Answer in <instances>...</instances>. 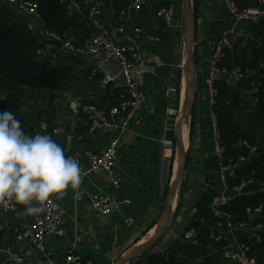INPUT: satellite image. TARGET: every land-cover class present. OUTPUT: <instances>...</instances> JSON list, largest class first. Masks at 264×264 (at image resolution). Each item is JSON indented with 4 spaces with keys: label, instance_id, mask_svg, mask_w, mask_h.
I'll use <instances>...</instances> for the list:
<instances>
[{
    "label": "crops",
    "instance_id": "obj_1",
    "mask_svg": "<svg viewBox=\"0 0 264 264\" xmlns=\"http://www.w3.org/2000/svg\"><path fill=\"white\" fill-rule=\"evenodd\" d=\"M171 2H175L176 9L173 25L167 26L159 12ZM192 7L195 16L196 84L191 114L181 124L187 154L185 174L175 199L174 218L163 235L141 256L143 264L147 263V256L156 253L167 258L169 254L173 255L181 264H190L199 256H220L214 244L200 249L191 248L184 238V232L191 227L188 226L195 220L199 210L209 206L212 198L221 191L219 161L214 152L205 81L209 73L208 59L216 37L231 28L234 19L225 9L224 0H197L196 6L195 0H192ZM102 22L112 33L119 26L133 33L138 50L153 70L142 78L146 102L129 129L123 132L118 147L115 171L121 179V186L115 188L112 178L99 171L83 176L79 189V194L87 190L112 192L124 200L122 211L102 215L87 198L77 201L72 190H67L59 198L65 210L67 235H50L45 241V259L54 264H63L70 253L93 259L97 264H114L120 256L134 251L160 227L168 192L178 172V148H166L165 140L172 138L177 142L185 103L184 0H147L141 10L124 14L116 8L105 9ZM241 25L249 26L252 32L264 26H252L246 21H242ZM58 54L73 57L68 63L70 70L76 61V85L66 92L68 94L76 88V97L71 99L94 103L105 110L118 103L124 86L116 63L107 60L103 54L74 56L63 53L59 48L52 50L49 57L55 60ZM242 58L238 49L234 48L226 52L222 64L229 68L238 65ZM107 72L117 75V82L105 85L102 79ZM173 84L178 85L181 92L166 97L165 89ZM237 85L230 86L236 88ZM73 112L75 115L65 119L66 123L62 126L69 138L68 150L79 153L88 149L101 150L107 143L109 133L90 134L85 113L81 109ZM22 208L20 205L17 213L9 215H5L0 208V243L11 244L19 250L34 248L21 235L34 215L22 214ZM130 214L134 215L135 222L128 227L125 219ZM77 236H81L80 242H75ZM203 248H207V255H203ZM0 264L14 263L0 254Z\"/></svg>",
    "mask_w": 264,
    "mask_h": 264
},
{
    "label": "built area",
    "instance_id": "obj_2",
    "mask_svg": "<svg viewBox=\"0 0 264 264\" xmlns=\"http://www.w3.org/2000/svg\"><path fill=\"white\" fill-rule=\"evenodd\" d=\"M21 15L28 19V28L38 34L40 41L45 47L38 50L41 56H48L56 47L63 53L74 56H92L103 54L104 57L118 65L122 77L124 91L120 94L119 101L108 110L100 108L94 103H81L76 99L69 100L71 109H81L88 120V132L90 134L108 132L109 137L106 145L101 150L88 149L82 153L67 150L66 156L78 159L83 176L103 171L112 178L115 188L121 186V179L116 176L115 167L118 159V147L122 134L129 129L131 122L138 116L146 102V93L142 87V78L153 67L146 63V60L138 50L134 34L127 31L123 26L116 28L114 33L110 32L102 22L103 7L100 0H87L88 19L95 31L91 38L83 45H75L71 40L63 41L54 32L45 26L39 10L38 2L35 0H6ZM252 1V0H251ZM245 0H224L225 9L234 19V25L226 29L216 37L213 51L208 59L209 73L205 81L206 102L211 121L214 152L219 161V174L221 191L215 195L210 204L209 210L214 222L211 223L205 218L201 223L207 232L203 234L202 229L191 226L184 232V238L192 245H199L205 236L210 244H215L226 239L227 244L219 250V259L229 264H264L256 255L250 253L254 241L263 240L262 231L264 222L255 220L262 213L263 204L258 207H246L249 221H234L233 212L228 209L231 202L242 194H249L258 188L264 193V180L251 174L249 177L241 176L240 169L245 162L256 153V147L250 146L246 141H241L250 148L247 156L226 157V149L222 144V135L219 130L218 117L215 105L219 97L217 83L225 79L227 83L236 84L239 80L249 76L250 70L240 66L226 68L222 62L227 51L236 46L246 47L250 40L255 38V33L249 26H242L241 22L246 21L252 26L264 23V0H255V4H245ZM147 3V0H130L127 6L121 10L124 14L129 11H139ZM78 7V6H77ZM76 8V7H75ZM176 9L175 2L160 9V17L167 26L173 25V17ZM135 32H137L135 30ZM52 41H59L61 46ZM118 76L107 72L102 81L110 84L117 82ZM257 91V87L253 88ZM178 85H169L164 94L166 97L179 94ZM59 122L48 120L40 121L33 131L36 133H48L52 139L60 132H65ZM168 149H175L177 144L172 138L165 140ZM240 176V177H239ZM251 188V189H248ZM87 198L92 207L102 215H110L122 211L124 200L118 198L110 191L87 190L79 194L77 201ZM1 211L5 215L17 213L20 205L12 202L0 203ZM44 211L34 218L30 225L25 228L21 235L28 239L34 248L26 247L22 250L16 249L11 244L0 243V254L14 264H54L45 259V241L50 235L64 237L67 235L65 225V210L60 200L55 196L51 197L43 205ZM135 218L130 214L125 219V224L133 226ZM237 232H239L237 234ZM229 235L231 239L229 240ZM81 236L75 238L80 242ZM36 249V250H35ZM200 249V248H199ZM204 258L199 256L190 264H201ZM63 264H97L93 259H84L81 255L70 253L66 256ZM127 264H143L141 257L134 258Z\"/></svg>",
    "mask_w": 264,
    "mask_h": 264
},
{
    "label": "trees",
    "instance_id": "obj_3",
    "mask_svg": "<svg viewBox=\"0 0 264 264\" xmlns=\"http://www.w3.org/2000/svg\"><path fill=\"white\" fill-rule=\"evenodd\" d=\"M35 1L38 2V10L46 28L63 41L71 40L75 45H83L94 34L95 29L88 19L87 0ZM100 1L104 13L105 9L122 10L130 0ZM245 4H255V0H245L243 5ZM253 32L255 38L246 47H235L243 56L237 64L251 72L249 76L239 80L238 85L235 84L236 88L230 86L225 79L218 81L219 97L215 111L226 157L236 159L249 154L250 148L240 144L241 141L255 146V155L244 163L239 170L240 175L249 177L253 174L264 180V26ZM44 47L45 44L40 41L38 34L28 28V19L17 12L8 1L0 0V91L7 94V99L0 101V111H13L20 119V112L27 103L43 102L45 99L52 103L59 96H65V92L70 89L69 64H63V59L53 60L49 55L41 56L38 50ZM180 75L181 73L178 74L179 79ZM254 87H257L256 92L253 91ZM52 112L56 113L54 108ZM252 189L255 191L238 196L229 205L228 209L233 212L234 221H249L246 207L254 208L263 204L262 213L255 220L264 222V193L254 186ZM202 218L214 222L209 206L201 208L188 227L201 228L205 234L207 229L201 223ZM262 236L263 240L254 241L250 251L260 262L264 261V230ZM208 244L210 241L204 236L199 245L188 246L198 249ZM145 261V264H181L173 255L169 254L167 258L160 253L147 256ZM201 264L229 263L217 257L206 256Z\"/></svg>",
    "mask_w": 264,
    "mask_h": 264
},
{
    "label": "clouds",
    "instance_id": "obj_4",
    "mask_svg": "<svg viewBox=\"0 0 264 264\" xmlns=\"http://www.w3.org/2000/svg\"><path fill=\"white\" fill-rule=\"evenodd\" d=\"M7 94L0 91V101ZM82 169L78 159L48 133L30 135L13 111H0V203L23 206L22 214L38 215L51 197L71 189L79 197Z\"/></svg>",
    "mask_w": 264,
    "mask_h": 264
},
{
    "label": "water",
    "instance_id": "obj_5",
    "mask_svg": "<svg viewBox=\"0 0 264 264\" xmlns=\"http://www.w3.org/2000/svg\"><path fill=\"white\" fill-rule=\"evenodd\" d=\"M191 28V31H190ZM184 41L186 47V57L184 68L187 72L186 78V89H185V103L183 109V115L181 117V121L179 123L178 132H177V148H178V172L176 179L172 183L168 197L164 206V213L162 217V221L158 230L150 236L144 243H141L137 246L134 251L129 253L128 255L120 256L114 264H127L130 260L141 257L144 253L163 235V233L169 227L172 219L174 218L175 207L174 202L178 195L180 184L183 182L186 162H187V154L185 150V146L183 143V133H182V120L189 117L192 111V94L196 84V63H195V55H194V47H195V16L193 13L192 0H184ZM58 46H61L59 41H52ZM57 143L61 145L64 151L67 150L69 138L65 132H60L53 138ZM231 235H229L230 237ZM231 237L229 238V240ZM232 240V239H231ZM227 244V240H221L220 242H216L215 250L219 251L223 246ZM203 255H207V248H203Z\"/></svg>",
    "mask_w": 264,
    "mask_h": 264
},
{
    "label": "rangeland",
    "instance_id": "obj_6",
    "mask_svg": "<svg viewBox=\"0 0 264 264\" xmlns=\"http://www.w3.org/2000/svg\"><path fill=\"white\" fill-rule=\"evenodd\" d=\"M240 47V46H239ZM63 54H59L58 58L61 60L63 59V64H68L73 57L71 56H65ZM74 60V59H73ZM72 60V61H73ZM186 70V69H185ZM71 78L69 80L70 88L76 85V61H74L73 69L70 70ZM75 73V74H74ZM74 74V76H73ZM76 88H73L71 92H68L65 96H59L56 101L49 103L47 102V99H45L43 102H29L27 103L20 112V122L21 127L23 130L33 135V131L37 124L42 120H52L51 122H59L61 126H64V123H66L65 119H68L70 116L75 115L73 110L69 106V99L72 97H76L75 91ZM55 109L56 113L52 112V109ZM64 121V122H63ZM178 165V161H177ZM176 211V210H175ZM175 214V213H174Z\"/></svg>",
    "mask_w": 264,
    "mask_h": 264
},
{
    "label": "bare ground",
    "instance_id": "obj_7",
    "mask_svg": "<svg viewBox=\"0 0 264 264\" xmlns=\"http://www.w3.org/2000/svg\"><path fill=\"white\" fill-rule=\"evenodd\" d=\"M178 163H179V162H178ZM175 205H176V204H175V202H174V207H175Z\"/></svg>",
    "mask_w": 264,
    "mask_h": 264
}]
</instances>
